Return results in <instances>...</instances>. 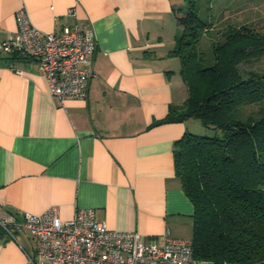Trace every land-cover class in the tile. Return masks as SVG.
<instances>
[{
    "label": "crops",
    "instance_id": "obj_1",
    "mask_svg": "<svg viewBox=\"0 0 264 264\" xmlns=\"http://www.w3.org/2000/svg\"><path fill=\"white\" fill-rule=\"evenodd\" d=\"M185 2L0 0V45L17 29L23 6L44 31L79 26L97 41L87 98L63 103L37 60L0 47V216L22 222L26 213L57 206L68 220L93 208L113 230L159 244L167 231L193 239L195 207L174 151L197 119L165 120L188 98L180 59L171 55L181 29L173 7ZM37 245L27 229L12 239L0 227V264H29Z\"/></svg>",
    "mask_w": 264,
    "mask_h": 264
},
{
    "label": "trees",
    "instance_id": "obj_2",
    "mask_svg": "<svg viewBox=\"0 0 264 264\" xmlns=\"http://www.w3.org/2000/svg\"><path fill=\"white\" fill-rule=\"evenodd\" d=\"M173 13L181 29L171 55L180 59L188 98L165 120L198 119L215 132L187 131L174 151L195 207L194 255L214 264H264V69L257 66L264 32L253 23L228 24L202 51L213 25L200 18L199 0Z\"/></svg>",
    "mask_w": 264,
    "mask_h": 264
},
{
    "label": "built area",
    "instance_id": "obj_3",
    "mask_svg": "<svg viewBox=\"0 0 264 264\" xmlns=\"http://www.w3.org/2000/svg\"><path fill=\"white\" fill-rule=\"evenodd\" d=\"M76 6L69 15L75 14ZM16 24L1 49L10 56L37 60L61 103L86 99L94 76V32L79 26L44 31L34 24L26 6L18 11ZM0 227L12 239L24 229L32 233L38 245L28 255L29 264H198L192 240L172 238L167 231L159 244L136 231L113 230L97 219L93 208L78 209L68 220L61 219L57 206L40 214L26 213L22 222L5 214L0 216Z\"/></svg>",
    "mask_w": 264,
    "mask_h": 264
},
{
    "label": "rangeland",
    "instance_id": "obj_4",
    "mask_svg": "<svg viewBox=\"0 0 264 264\" xmlns=\"http://www.w3.org/2000/svg\"><path fill=\"white\" fill-rule=\"evenodd\" d=\"M200 18L212 22L207 34H203L200 42V50L209 51L213 36H220L224 27L253 23L254 27L264 32V0H199ZM260 69H264V57L257 63ZM252 108H249L250 110ZM198 126L191 128V132L198 135H214L215 132L203 126L200 120H192Z\"/></svg>",
    "mask_w": 264,
    "mask_h": 264
}]
</instances>
